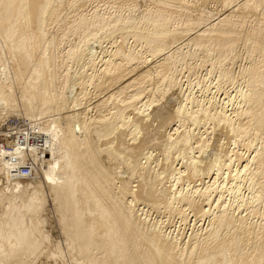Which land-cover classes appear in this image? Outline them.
I'll use <instances>...</instances> for the list:
<instances>
[{
  "label": "bare ground",
  "instance_id": "obj_1",
  "mask_svg": "<svg viewBox=\"0 0 264 264\" xmlns=\"http://www.w3.org/2000/svg\"><path fill=\"white\" fill-rule=\"evenodd\" d=\"M136 1L0 0V264H264V0Z\"/></svg>",
  "mask_w": 264,
  "mask_h": 264
},
{
  "label": "rangeland",
  "instance_id": "obj_2",
  "mask_svg": "<svg viewBox=\"0 0 264 264\" xmlns=\"http://www.w3.org/2000/svg\"><path fill=\"white\" fill-rule=\"evenodd\" d=\"M139 1H140V0H139ZM139 1H138V0L136 1V3H137L138 6H139V3H141V2H139ZM141 1H142V0H141ZM142 3H143V2H142ZM142 3H141L140 5H142ZM139 8H140L139 10L141 11V10L143 9V6H141V7H139ZM136 13H137V12H136ZM61 19H63V17H62ZM51 26H53V30H54V32H55L54 34H56V35L59 34L58 24H57V23H54V24H52ZM102 41H103V43H102ZM102 41H101V43H102L104 46H103L101 43H100V45H102L103 48H104L105 46H108V45H109L108 43H106V40H102ZM105 44H106V45H105ZM96 46H97V45H96ZM98 46H99V45H98ZM96 49L98 50L99 47H97ZM206 64H207V62H206ZM206 64H204L205 67L200 66L201 69H200V67H199V68L197 69V73H196V72L194 73V74L197 75V77H200V78H201V77H202L201 75H205L204 73L208 71V68L210 67V66H209V62H208V65H206ZM204 65H203V66H204ZM215 69H216V68H215ZM215 69H214V71H215ZM187 73H188V72H185V74H187ZM216 73H217V72H215V74H216ZM198 74H199V76H198ZM196 75H192L191 78L194 79ZM195 87L197 88V86H194V87H193V90H198V88L196 89ZM170 93H171V92H170ZM170 93H169V94H170ZM196 93H198V91H196ZM169 94H168V96H167L168 98H167V99L165 98V99H164V102L162 101L163 105H164V103L166 104L167 100L169 101V98H170V101H171V99L174 100V98H172V97H175V96H176V95H175L176 93H173V94L171 93L170 95H169ZM173 100H172V101H173ZM170 101H169V102H170ZM172 101H171V103H169L170 105H172L173 102H175V101H173V102H172ZM167 104H168V102H167ZM33 111H35V109H31V110H29V111H27V112H26V111H25V112H21L19 115L24 116V115H28V114H29V116H30V115H32V114H36V112H33ZM26 113H27V114H26ZM11 120H12L11 118H8V120H7L5 123H6V124L9 123ZM15 121H16V120H15ZM5 123H4V125H3L2 128H6V127H8V126L5 125ZM3 134H4V131H3V133L0 132V138L3 137ZM154 154H155V152H154ZM120 171H121V169H120ZM122 173H123V172H122ZM120 175H122V174H120ZM50 225H51V226H50ZM50 225L48 224V226H47L46 229L49 228V231H48V232L50 233V236H56V235L58 234V231L56 230L55 227L52 226L51 223H50Z\"/></svg>",
  "mask_w": 264,
  "mask_h": 264
},
{
  "label": "built area",
  "instance_id": "obj_3",
  "mask_svg": "<svg viewBox=\"0 0 264 264\" xmlns=\"http://www.w3.org/2000/svg\"><path fill=\"white\" fill-rule=\"evenodd\" d=\"M15 119H17V118L14 115V118L12 120H15ZM1 133H3V130H1ZM6 133H12V134H14L13 131H10V130H8ZM21 137H24V136L21 135ZM7 141L9 143L11 140L7 139ZM7 141L0 140V144L8 145L9 146V144L7 143ZM24 156L25 157L23 158V163L25 164V166H23V167L20 168V171H19L18 174L15 173V171L11 169L13 167L9 168V172L11 173V176L12 177H16L15 175H20V177L23 178L24 176H31L34 173L35 167H34V164L31 162L32 159L27 154H25ZM31 164H32L33 167L31 166ZM31 169H32V172H30Z\"/></svg>",
  "mask_w": 264,
  "mask_h": 264
}]
</instances>
